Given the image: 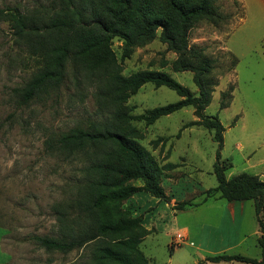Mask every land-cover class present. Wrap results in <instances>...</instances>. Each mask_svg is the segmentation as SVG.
<instances>
[{"label":"rangeland","instance_id":"rangeland-1","mask_svg":"<svg viewBox=\"0 0 264 264\" xmlns=\"http://www.w3.org/2000/svg\"><path fill=\"white\" fill-rule=\"evenodd\" d=\"M216 3L226 19L218 24L199 21L189 35L191 45L202 47L205 55L214 59L216 85L203 113L217 116L225 127L220 152L232 164L227 176L242 172L260 176L264 172V13L256 0ZM48 4L50 0H0V7L22 11ZM113 48L124 74L147 68L165 70L198 93L191 71L172 69L177 54L159 37L137 47L125 59L121 38L113 39ZM164 60L169 62L166 66H162ZM38 66L36 58L16 43L9 22L0 19V264H86L90 244L70 252L47 251L33 237L59 235L60 210L68 221L77 215L75 199L84 182L83 161L65 158L50 145L72 127L87 126L101 113V104L94 82L86 77L76 80L72 63L59 89L23 103L15 89L22 87ZM180 98L171 88L149 82L132 94L127 104L131 113L139 114ZM222 102L229 105L221 108ZM194 109L185 106L149 125L144 120L133 121L143 135L139 142L157 161L178 166L162 178L168 199L140 191L122 207L142 216L143 224L152 229L140 243L150 264H248L203 258L223 252L259 258L253 210L245 214L243 243L222 249L217 233L225 231L227 241L237 235L233 217L224 211L225 199L210 198L199 206L175 209L182 200L202 199L205 190L218 184L213 172L218 147L213 130L199 125L183 128L198 119ZM158 137H168L163 146L162 142L153 144ZM248 203L254 209L253 202ZM178 233L184 234L183 238L177 237Z\"/></svg>","mask_w":264,"mask_h":264},{"label":"trees","instance_id":"trees-1","mask_svg":"<svg viewBox=\"0 0 264 264\" xmlns=\"http://www.w3.org/2000/svg\"><path fill=\"white\" fill-rule=\"evenodd\" d=\"M226 17L216 0H50L48 5L27 11L0 7V19L9 22L16 43L39 64L30 79L15 89L23 103L59 89L72 63L76 80L86 77L94 82L101 104V113L87 126L72 127L50 145L65 158L83 161L84 182L76 191L77 215L68 221L66 213L58 211L59 235H35L39 246L47 251L70 252L90 244L86 264H150L140 243L152 229L143 224L142 216L132 215L122 205L140 191L168 199L162 178L178 165L170 161L160 164L139 142L143 135L133 121L144 120L149 125L192 105L198 119L183 128L199 125L213 130L218 144L213 172L218 184L205 190L202 199L182 200L175 209L199 206L219 197L252 201L260 232V257L223 252L206 260L264 264V180L249 172L227 176L232 164L220 152L225 127L217 116L203 113L216 85L214 59L189 42L190 30L197 22L218 24ZM115 37L122 39V59L159 37L177 54L172 69L191 71L198 93L165 70L147 68L124 74L113 48ZM168 63L164 60L162 66ZM149 82L167 86L181 98L143 113H131L128 99ZM228 105L222 102L221 108ZM167 139L158 137L152 142L155 146L162 142L163 146ZM136 180L142 184H135Z\"/></svg>","mask_w":264,"mask_h":264},{"label":"crops","instance_id":"crops-1","mask_svg":"<svg viewBox=\"0 0 264 264\" xmlns=\"http://www.w3.org/2000/svg\"><path fill=\"white\" fill-rule=\"evenodd\" d=\"M257 3H259V7L261 9V11L264 13V0H256ZM240 147L242 148L243 145L240 144ZM260 176L263 178L264 180V172H262L260 174ZM227 201V200H226ZM228 204L226 207H224V211L228 212V214L233 217V221H234V227L236 228L237 230V234L235 236V238H232V237H229L228 241L226 240V233L225 231H221L219 233H217L218 235H216V237H218L222 244L224 245L222 249H229L230 247L232 246H237V245H241L244 241V238H243V227H244V220H245V214H246V211L249 210H253L254 211V215H255V209H253L252 207L250 208V205H248V201H227ZM204 203H207L204 202ZM255 218H256V215H255ZM145 220H147L145 218ZM256 223H257V219H256ZM241 228V229H240ZM255 233L259 236V228H258V223H257V230H255ZM257 236V238H258ZM258 243V242H257ZM260 255H261V249H260ZM204 261H208L206 260V257L203 258ZM210 262V261H208Z\"/></svg>","mask_w":264,"mask_h":264},{"label":"built area","instance_id":"built-area-1","mask_svg":"<svg viewBox=\"0 0 264 264\" xmlns=\"http://www.w3.org/2000/svg\"><path fill=\"white\" fill-rule=\"evenodd\" d=\"M184 234H180L178 233L177 237H179L180 239L183 238Z\"/></svg>","mask_w":264,"mask_h":264}]
</instances>
